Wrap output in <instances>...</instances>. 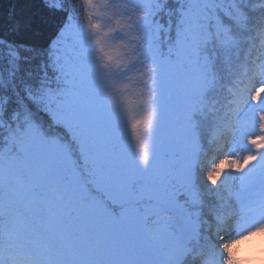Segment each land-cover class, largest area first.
Listing matches in <instances>:
<instances>
[{"label":"snow or ice","instance_id":"1","mask_svg":"<svg viewBox=\"0 0 264 264\" xmlns=\"http://www.w3.org/2000/svg\"><path fill=\"white\" fill-rule=\"evenodd\" d=\"M257 234L264 0L0 13V264H264Z\"/></svg>","mask_w":264,"mask_h":264},{"label":"trees","instance_id":"2","mask_svg":"<svg viewBox=\"0 0 264 264\" xmlns=\"http://www.w3.org/2000/svg\"><path fill=\"white\" fill-rule=\"evenodd\" d=\"M12 7H15L18 14L27 16L35 11L36 0H0V13L6 14ZM33 25V31L27 38L34 43L42 44L47 36L48 28L38 18L33 21ZM253 264L258 262L254 260Z\"/></svg>","mask_w":264,"mask_h":264},{"label":"rangeland","instance_id":"3","mask_svg":"<svg viewBox=\"0 0 264 264\" xmlns=\"http://www.w3.org/2000/svg\"><path fill=\"white\" fill-rule=\"evenodd\" d=\"M260 248L264 250V234H257L250 240L241 242L238 246V255L242 259H248L251 254H256Z\"/></svg>","mask_w":264,"mask_h":264}]
</instances>
